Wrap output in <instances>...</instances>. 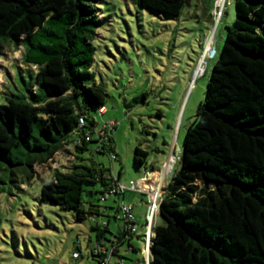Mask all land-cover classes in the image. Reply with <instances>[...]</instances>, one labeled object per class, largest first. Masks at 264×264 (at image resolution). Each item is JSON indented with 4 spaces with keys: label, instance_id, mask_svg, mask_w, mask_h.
<instances>
[{
    "label": "trees",
    "instance_id": "1",
    "mask_svg": "<svg viewBox=\"0 0 264 264\" xmlns=\"http://www.w3.org/2000/svg\"><path fill=\"white\" fill-rule=\"evenodd\" d=\"M99 1L0 0V54L21 46L32 82L25 93L0 104V172L22 175V181L12 180L19 191L34 179L35 166L50 163L66 145L116 159L112 130L106 141L86 140L105 105V91L91 71ZM132 1L167 17H178L185 4ZM233 7L234 20L226 27L204 99L185 131L179 167L164 189L162 223L150 238L148 264H264V0H233ZM147 157L134 148L135 166L146 165ZM117 181L109 168L92 160L55 170L40 187L41 202L73 211L77 221H94L89 255L96 264H110L124 241L135 252L130 239L137 228L127 226L133 223L122 217V238L106 244L109 221L96 217L110 216L92 201L84 207L81 199L95 193L100 201L122 200Z\"/></svg>",
    "mask_w": 264,
    "mask_h": 264
},
{
    "label": "rangeland",
    "instance_id": "2",
    "mask_svg": "<svg viewBox=\"0 0 264 264\" xmlns=\"http://www.w3.org/2000/svg\"><path fill=\"white\" fill-rule=\"evenodd\" d=\"M96 7L99 24L91 71L105 91V113L95 118L100 126L113 123L116 159L110 153H92L90 147L79 151L66 145L50 163L34 167L37 174L19 187L23 191L12 181H22V175L0 172V264H96L89 255L95 241L94 221H77L73 211L39 200L40 187L55 170H64L71 163L88 165L92 160L109 168L126 188L122 200L112 196L100 201L99 194H82L84 207L86 201H92L110 216L96 217L100 223L109 221L104 242L122 238V214L118 211L113 218L119 205L132 207L137 224L130 239L135 252L124 241L110 264H145L150 199L132 189V180L137 182L152 166L161 170L164 188L179 167L185 131L204 99L226 27L234 20L233 0H185L178 17L142 9L132 0H101ZM22 53L19 46L6 47L0 54V104L12 94L25 93L32 84ZM135 147L147 152L146 165L133 164ZM84 187L100 190L98 185ZM155 223V227L162 223L158 214Z\"/></svg>",
    "mask_w": 264,
    "mask_h": 264
},
{
    "label": "built area",
    "instance_id": "3",
    "mask_svg": "<svg viewBox=\"0 0 264 264\" xmlns=\"http://www.w3.org/2000/svg\"><path fill=\"white\" fill-rule=\"evenodd\" d=\"M100 113H103V110H100ZM113 123H109V124H104L102 126L98 125L95 127V129L93 130V133L91 134L90 132H86V140L88 139H93L94 137H96L100 142L102 141H106V135L108 133V131H111L113 128L112 125ZM79 125L83 126L84 125V119L82 117L79 118ZM111 158L114 159V156L111 154ZM162 181V180H161ZM161 181L158 183L157 188L154 189V192L149 193L148 197L150 199V218L149 221H147L146 225H147V229H148V235L146 236V241L144 243H146V251H144V257H145V264L149 263V258H148V253H149V242H150V237L151 236V230H154L155 225H156V218H157V214H158V210H159V205L160 202L162 200L163 194H164V190L161 187ZM117 190L124 192V190L126 189L124 186H120V184L117 181ZM132 189L135 191H139L137 185L132 182ZM121 213H122V217L124 218L125 222H129V223H133V224H128L127 226L130 228L131 231H134L137 228V225L134 224L135 223V219L134 216L132 215V207L131 206H125V205H121ZM94 254L97 253V250H93ZM74 257H76L77 255L74 254ZM106 261V260H105Z\"/></svg>",
    "mask_w": 264,
    "mask_h": 264
},
{
    "label": "crops",
    "instance_id": "4",
    "mask_svg": "<svg viewBox=\"0 0 264 264\" xmlns=\"http://www.w3.org/2000/svg\"><path fill=\"white\" fill-rule=\"evenodd\" d=\"M101 110H103V114L105 113V107L102 108ZM167 167V166H166ZM120 180V178L118 177V181ZM162 180L161 177V170H150L147 173H145V175L143 174L141 176V178L138 179L137 182H134L139 191V193L142 194H149L154 192V189L157 188L158 183ZM120 182V181H119ZM133 182V180H132ZM164 183V182H163ZM166 188V186L163 188V190Z\"/></svg>",
    "mask_w": 264,
    "mask_h": 264
},
{
    "label": "bare ground",
    "instance_id": "5",
    "mask_svg": "<svg viewBox=\"0 0 264 264\" xmlns=\"http://www.w3.org/2000/svg\"><path fill=\"white\" fill-rule=\"evenodd\" d=\"M167 170H170V163L167 165Z\"/></svg>",
    "mask_w": 264,
    "mask_h": 264
}]
</instances>
